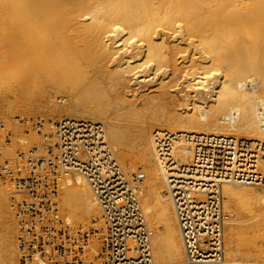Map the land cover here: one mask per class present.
Listing matches in <instances>:
<instances>
[{
  "label": "bare ground",
  "instance_id": "bare-ground-1",
  "mask_svg": "<svg viewBox=\"0 0 264 264\" xmlns=\"http://www.w3.org/2000/svg\"><path fill=\"white\" fill-rule=\"evenodd\" d=\"M263 40L264 0H0V115L101 124L126 175L144 179L153 264H189L157 144L228 135L256 151L264 143ZM190 148L174 144L178 165L190 164ZM259 170L264 177V160ZM71 174L58 192L63 222L103 227L87 178ZM8 190L0 179V264H18ZM223 195V264H264V184H224ZM97 235L85 264H105Z\"/></svg>",
  "mask_w": 264,
  "mask_h": 264
},
{
  "label": "built area",
  "instance_id": "built-area-1",
  "mask_svg": "<svg viewBox=\"0 0 264 264\" xmlns=\"http://www.w3.org/2000/svg\"><path fill=\"white\" fill-rule=\"evenodd\" d=\"M173 138L159 141L157 150L188 263L223 264L230 218L223 185L264 184L259 170L264 143L248 154L246 140L236 136L191 135L182 139L191 146L192 160L178 165L174 144L182 139ZM71 171L87 178L103 211V227L73 230L64 224L57 199L62 178ZM0 179L9 187L18 264H85L84 247L93 234L101 241L105 264H153L151 230L140 202L144 179L126 175L101 124L0 118Z\"/></svg>",
  "mask_w": 264,
  "mask_h": 264
},
{
  "label": "rangeland",
  "instance_id": "rangeland-1",
  "mask_svg": "<svg viewBox=\"0 0 264 264\" xmlns=\"http://www.w3.org/2000/svg\"><path fill=\"white\" fill-rule=\"evenodd\" d=\"M243 29V27H241L238 31H239V34H240V36H241V38H243L244 36L243 35H245V31H243L242 30ZM240 30H241V32L243 33H241L240 32ZM242 34V35H241ZM245 38V37H244ZM240 40V41H239ZM246 39H244V41H245ZM236 41H238L242 46H244V44H245V42H242V39H237ZM261 43H264V40H263V42H261ZM260 46H261V50H262V53L264 52V46L262 45V44H260ZM262 47H263V49H262ZM244 51V50H243ZM240 53V52H239ZM240 55V54H239ZM243 55H240V57H242ZM246 58V57H245ZM239 59H242V58H239ZM245 60V59H244ZM221 71H224V70H220L219 71V73H223V72H221ZM221 77H222V75L220 74V76H219V78L221 79ZM0 84H2L1 82H0ZM2 86H4V85H0V89H1V93H3V87ZM36 98V97H35ZM35 98H33V100L35 99ZM29 101H31V100H29ZM62 103L63 102H59V105H62ZM15 116H28V117H33L32 115H27V114H23V113H14V114H12L11 116H9V117H5V116H1L0 115V117H4V118H13V117H15ZM37 117H42L41 115H35L34 116V118H37ZM49 118V117H48ZM62 118H66L65 116L64 117H62ZM60 120V119H59ZM95 122H99V121H95ZM23 139H25V138H23ZM23 139H21V140H23ZM25 140H27V139H25ZM24 140V141H25ZM115 153H116V151H115ZM127 154H128V152H127ZM116 155H117V153H116ZM128 155H130V154H128ZM118 156V155H117ZM130 158L132 159V161H133V156H130ZM119 159V158H118ZM137 168H139V165L137 166ZM138 170V169H137ZM127 172V171H126ZM132 172V171H131ZM136 172L137 173H142V171L139 169L138 171H133V173L131 174V175H133V174H136ZM128 173V172H127ZM75 174H77L78 175V173H75ZM72 175V174H71ZM71 175H69V176H71ZM81 175V174H80ZM83 177V176H82ZM64 178H65V176H64ZM64 178H62V179H64ZM85 178V177H84ZM86 179V178H85ZM8 192V191H7ZM9 202V201H8ZM143 207V206H142ZM144 210V209H143ZM227 210V209H226ZM254 215H255V213H254ZM245 218H250L251 216H252V213H245L244 215H243ZM63 217V216H62ZM65 219V218H64ZM232 219H233V217H232ZM96 220H98V217H97V219ZM148 223H149V221H147ZM64 223L66 224V225H68L67 224V222L66 221H64ZM148 225H150V223L148 224ZM85 227H87L86 229H88V228H90V227H93V222L92 223H90V225L89 226H87V225H84ZM84 226H82L81 224H78L77 226H71L72 228L71 229H73V230H78L79 228H81V227H83L84 229H85V227ZM96 228V227H95ZM150 229H153L151 226H150ZM158 229V228H157ZM158 233L160 232L161 233V231L160 230H156ZM92 237V236H91ZM153 238V237H152ZM153 240V239H152ZM153 243V242H152Z\"/></svg>",
  "mask_w": 264,
  "mask_h": 264
}]
</instances>
